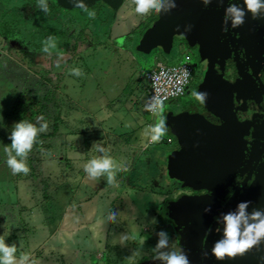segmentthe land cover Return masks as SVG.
I'll return each instance as SVG.
<instances>
[{"label": "rangeland", "instance_id": "obj_1", "mask_svg": "<svg viewBox=\"0 0 264 264\" xmlns=\"http://www.w3.org/2000/svg\"><path fill=\"white\" fill-rule=\"evenodd\" d=\"M48 1L29 0L28 7L16 8L8 0H0L4 2L0 6V236H5L6 246L16 244L17 259L21 253H31L40 264H130L133 257L131 264H165L162 254L179 250L184 255L183 233L191 226L177 220L176 204L194 193L209 191L194 189L168 175L167 156L178 149L174 124L168 122L193 115L195 112L187 110L191 104L207 112L204 102L192 95L198 93L200 84L188 96L162 106L163 113L151 116L144 111V73L158 62L177 64L183 52L174 48L165 55L156 48L145 55L138 51L158 12L150 7L137 13L134 0H101L100 5L94 0L69 10ZM119 14L129 21L125 28L118 25L113 36L130 33L108 43ZM99 46L100 50L85 56L86 50ZM121 47L129 53H123ZM78 58L82 61L76 62ZM73 63H79L82 75L72 76L69 65ZM62 81L69 100L61 91ZM18 102L30 107L17 106L15 113H25V117L33 113L37 128L44 123L48 126L38 133L43 138H36L24 158L31 169L27 175L13 174L4 151L11 143L12 127L18 123L10 114ZM64 111L74 113L64 125L69 139L63 143L62 136L68 135L59 133L55 147L57 131L52 126L58 121L57 113ZM160 115L168 132L159 142L148 144ZM40 116L44 120L38 121ZM167 138L173 141L166 143ZM255 139L252 135L243 147L242 167L250 163L257 147ZM94 144L105 148L118 166L127 168L116 171V184H108L106 175L93 179L84 171L89 160L105 155ZM238 169L229 176L224 193ZM255 176L250 183L246 179L240 193L233 195L235 206ZM235 208L232 205L229 214ZM109 214H115L113 221H108ZM212 234L213 242H220L223 233L217 227ZM161 239L167 245L157 248Z\"/></svg>", "mask_w": 264, "mask_h": 264}, {"label": "water", "instance_id": "obj_2", "mask_svg": "<svg viewBox=\"0 0 264 264\" xmlns=\"http://www.w3.org/2000/svg\"><path fill=\"white\" fill-rule=\"evenodd\" d=\"M57 1L64 8L72 9L83 8L86 3L94 0ZM206 1L164 0L157 20L143 34L138 51L148 55L152 49L161 48L165 55L170 54L174 38L183 34L191 46L198 42L203 59L215 58L224 62L230 56L229 49L221 46L219 39L224 11L219 9L221 5L215 3V0H210L209 3ZM233 1L234 6L244 10L243 22L235 25L236 32L240 34L239 41L246 45V40L249 44L250 39H254V42L263 45L264 40L254 37L249 30H254V25L259 24L264 34V9L253 16L245 4ZM261 2L264 3V0ZM230 14L234 19V13ZM203 43H206V47ZM240 69L239 76L245 78ZM209 71L211 74L206 73L198 93L206 94L203 100L206 111L220 119L221 123L212 124L199 114L168 122L174 124L173 135L178 145V149L167 156L168 175L171 179L194 189L206 188L211 192L209 195L184 197L176 204L177 220L181 224L191 226L183 233L184 255L190 257L189 264H199L197 251L201 237L220 209L218 201L225 194L224 188L229 184L228 178L238 167L243 150V137L233 111L231 92L232 87L235 90L240 86L241 79L230 85L223 75L213 73L211 69ZM247 94L250 93L247 91ZM235 198L230 200L229 207H236L233 215H237L238 211L243 213L239 217V229L243 238L247 227L264 220V171L255 176L250 188L241 196L236 206ZM257 212L260 215L253 218V214ZM216 224L217 222L213 224L215 229ZM224 229L225 221L219 228L220 235L223 233L220 242L224 240ZM210 264H264V236L245 254L237 255L234 259L217 260L214 257Z\"/></svg>", "mask_w": 264, "mask_h": 264}, {"label": "flooded vegetation", "instance_id": "obj_3", "mask_svg": "<svg viewBox=\"0 0 264 264\" xmlns=\"http://www.w3.org/2000/svg\"><path fill=\"white\" fill-rule=\"evenodd\" d=\"M31 1L35 2V0ZM235 1L238 4H245L244 0ZM8 2L12 7L16 8H26L29 4V0H8ZM48 2L59 6L61 10H66L63 9V5H61L57 0H49ZM209 2L210 0L206 1V3ZM216 2L221 5L219 9L224 11V14L222 15L223 22L221 24L219 38L221 40L220 43L221 46L229 49L230 56L229 58L225 59L224 62H220L219 59L215 58H212L214 60H209L208 58L201 59L200 57L202 56L198 42L191 46L186 44L182 36L176 37L174 39L172 49L175 48L176 51L179 50L181 52H187L190 58V63L193 67L191 84L189 85L184 96H188V93L191 89L196 90V86L203 82L206 73H210V69L213 73L223 75L228 80L230 85L241 79L240 86L238 85L235 90H233V87L231 88L233 111L242 133L243 147L246 144V141L252 140V135L256 136L255 141L257 147L255 148L254 153L251 155L250 163L247 166H241V156L238 164V175L236 174L233 177L235 180L230 183L224 196L218 201L220 209L212 220V224L206 228L203 236L201 237L200 248L197 251L199 264H210L214 258L211 253L212 248L215 245V242H213L214 240H212V233L215 229L213 224L217 222V226L215 227H217L219 230L221 224L224 222V217L231 212L229 202L231 199H233V195L240 193L238 191L243 182L249 180L247 183H250L254 176L258 174L260 168V172L264 171V43L263 45L262 43L257 44L254 42V39H250V42L248 41L249 44L246 40V45L241 43L239 41L240 34L236 32V26L233 23V16L228 11L230 6H233L234 1L215 0V3ZM3 3L4 2H0V6H2ZM100 4L102 3L99 1L98 5ZM251 20L253 21L254 19L252 18ZM254 27V30H249V32H252L254 37H259L264 40V34L261 30V26L259 24H255ZM203 45L206 47V43H203ZM254 50L256 53H258V55L259 53H262L263 55L260 57L255 55L253 53ZM237 65L239 68H241V73L243 76H245V78L239 76V68ZM247 91L250 94H247ZM185 107L186 106L184 105V108ZM183 110L185 111V109ZM187 110L203 116L212 124L219 125L221 123L220 119H218L216 116L209 112H204L203 110L201 111L199 107H196L193 104L189 105ZM172 141L173 140L171 139V142ZM243 152L244 148L242 150V154ZM208 193L211 194V192ZM208 193H194L193 196L209 195ZM223 214L226 215L223 216Z\"/></svg>", "mask_w": 264, "mask_h": 264}, {"label": "clouds", "instance_id": "obj_4", "mask_svg": "<svg viewBox=\"0 0 264 264\" xmlns=\"http://www.w3.org/2000/svg\"><path fill=\"white\" fill-rule=\"evenodd\" d=\"M136 3V12L145 13L150 7L155 8L157 12L160 10L161 4L164 0H134ZM247 10L255 16L261 9H264V3L261 0H244ZM173 6L174 5H170ZM48 11V9H45ZM229 12L234 13L233 23L239 25L243 22L244 10L237 8L236 6H230ZM94 15V13H90ZM54 46V45H53ZM45 53L48 52V48L43 49ZM74 75H82L80 69L73 70ZM192 95L201 103H203L204 96L206 94H200L193 92ZM153 110H158L163 113L162 101L157 100V103L152 106ZM2 119V117H0ZM44 120L43 116L38 118V121ZM165 118L160 115L158 122L154 127L151 128L150 141L155 143L159 142L164 135L168 132L165 127ZM47 124H41L40 128H37L33 123L21 119L18 123H15L11 129L8 139L11 141L10 145L5 146L4 151L7 155L6 164L12 170L13 174L23 173L27 175L31 169L25 164L24 158L32 150L33 144L36 141L38 133L47 131ZM93 148L98 152H104L105 155L97 156L92 158L84 165V171L89 177L95 179L100 176H107V183L110 185L116 184V171L122 170L127 171V168L118 166L116 162L107 154V150L100 146V144H94ZM15 155H12V153ZM19 157L20 159H17ZM242 208V206H240ZM243 213L239 212L237 215L228 214L224 217L225 229H224V240L215 243L212 248V254L217 260H223L225 258L234 259L237 255H243L254 245H256L259 239L264 236V220L256 225L249 226L243 233L241 238L240 233V219ZM260 213H254L253 218H256ZM115 214H109L108 221H113ZM9 235V234H8ZM138 235V234H137ZM163 235V234H161ZM124 237L123 239H127ZM144 239H140V243L143 244ZM167 245L166 239H161L157 248H162ZM18 249L16 244L12 246L5 245V236H0V264H40V261L33 257L31 253H21L19 259L16 257ZM161 259L165 261V264H189L188 259L179 250L172 251L167 254H162ZM134 260V257L130 259Z\"/></svg>", "mask_w": 264, "mask_h": 264}, {"label": "built area", "instance_id": "obj_5", "mask_svg": "<svg viewBox=\"0 0 264 264\" xmlns=\"http://www.w3.org/2000/svg\"><path fill=\"white\" fill-rule=\"evenodd\" d=\"M192 74L193 67L187 52H183L177 64L156 63L144 73L147 83L144 111L151 116L155 115L158 110H153L152 106L157 103V100L162 101L164 106L170 101L183 97L191 84ZM166 141L171 143L170 139ZM151 143V141L148 142V144Z\"/></svg>", "mask_w": 264, "mask_h": 264}, {"label": "crops", "instance_id": "obj_6", "mask_svg": "<svg viewBox=\"0 0 264 264\" xmlns=\"http://www.w3.org/2000/svg\"><path fill=\"white\" fill-rule=\"evenodd\" d=\"M118 19H119V22H116V24H114V26H113V28H112V31H111V33H110V35H109V37L107 38V42L108 43H113L114 41H115V39L116 38H118V39H120V38H124V37H126L127 35H128V33H130V32H127V31H124V32H122L121 34H119V36H113V33L112 32H114V30L117 28V26L119 25V27L121 26L122 28L124 27H126V25H125V23H127V21H129V20H127V16H125V15H121V14H119L118 15ZM133 24H134V22H133ZM122 44V43H121ZM101 47L102 46H99V47H96V49H93V48H89L88 50H86L85 51V53H86V55L85 56H87V57H89L90 56V54H91V52L93 51V50H100L101 49ZM119 50H121L123 53H125V51L127 52V53H129L128 52V50L127 49H125V48H123V47H121ZM115 51V50H114ZM131 55V54H130ZM80 61H82L80 58H78V60H76V62H80ZM77 64H79V63H76V65H75V63H73V64H71V65H69V68L71 67V69H73L74 70V67L75 68H77L78 66H77ZM78 69V68H77ZM73 77H75L76 75H72ZM70 80H72L71 78H70ZM61 84V83H60ZM61 85H63L64 87H63V89L61 90L62 91V93H63V95H65L66 97H65V99L66 100H69L70 99V95H69V92L67 91V86L65 85V83H64V81H62V84ZM145 91H146V87H145ZM60 100V102H61V99H59ZM60 108H62V107H60ZM65 110V111H67V107H65V106H63V108H62V110ZM64 111V113H61L60 112V115H59V118H60V120H59V122H57V132H56V136H54L53 137V141H54V146L56 147V144H59L58 143V140H60V137L58 136V134L59 133H63L64 135H68L67 137H63L62 136V142L64 143V141H63V139L65 140V138L67 139H69V132H67V131H65V129H64V125L66 124V122H67V120L68 121H70L71 119H73L74 118V113H66ZM57 114H59V113H57ZM61 129H62V131H61ZM66 133V134H65ZM103 134H107V133H103ZM67 139V140H68ZM167 139H170L171 140V138H167ZM166 139V140H167ZM150 141V137H149V139H148V141H147V143ZM153 143V142H152ZM151 143V144H152ZM166 143H168L167 141H166ZM69 149H70V147H69ZM68 156H69V150H68Z\"/></svg>", "mask_w": 264, "mask_h": 264}, {"label": "trees", "instance_id": "obj_7", "mask_svg": "<svg viewBox=\"0 0 264 264\" xmlns=\"http://www.w3.org/2000/svg\"><path fill=\"white\" fill-rule=\"evenodd\" d=\"M5 34V33H4ZM4 34H2V35H4ZM17 106H26V107H30L29 106V104H27V105H25L24 103H22V102H18V103H14V105H13V111H11L12 113H10L11 114V116H12V118L15 120V121H20L21 119H23V120H26V121H28V122H30V123H32V120H33V113H30L29 114V116H27V117H25V113H15V108L17 107ZM25 107V108H26ZM55 118H56V120H60L59 119V114H57L56 116H55ZM58 121H56V122H58ZM55 121H54V124H53V126H52V129H53V131L55 132V131H57V123H56ZM38 137H40V138H43V135H38L36 138H38Z\"/></svg>", "mask_w": 264, "mask_h": 264}]
</instances>
